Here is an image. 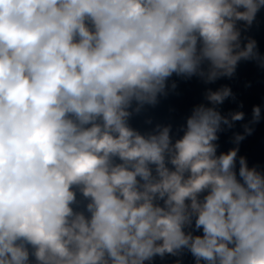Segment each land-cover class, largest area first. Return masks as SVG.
I'll return each mask as SVG.
<instances>
[{
	"label": "clouds",
	"instance_id": "clouds-1",
	"mask_svg": "<svg viewBox=\"0 0 264 264\" xmlns=\"http://www.w3.org/2000/svg\"><path fill=\"white\" fill-rule=\"evenodd\" d=\"M262 13L0 0V264H264V156L242 151L264 95L246 110L230 83L264 75Z\"/></svg>",
	"mask_w": 264,
	"mask_h": 264
}]
</instances>
